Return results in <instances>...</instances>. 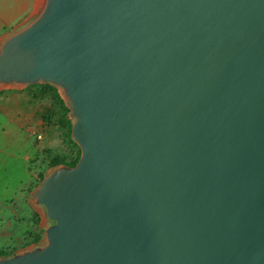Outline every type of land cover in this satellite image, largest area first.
Masks as SVG:
<instances>
[{
	"label": "water",
	"instance_id": "95a60500",
	"mask_svg": "<svg viewBox=\"0 0 264 264\" xmlns=\"http://www.w3.org/2000/svg\"><path fill=\"white\" fill-rule=\"evenodd\" d=\"M38 82L81 156L0 264H264V0H36L0 88Z\"/></svg>",
	"mask_w": 264,
	"mask_h": 264
},
{
	"label": "rangeland",
	"instance_id": "374dc122",
	"mask_svg": "<svg viewBox=\"0 0 264 264\" xmlns=\"http://www.w3.org/2000/svg\"><path fill=\"white\" fill-rule=\"evenodd\" d=\"M69 111V106L56 85L38 82L0 88V120H5L1 122L6 125L9 117L14 121L16 130L24 133L22 135L25 137H21V142L25 141L26 145L27 167L25 172L16 169L15 177L28 202L39 188L43 177L60 165L53 166V163H72L81 156V149L71 135L74 120L68 117ZM25 204V208L23 204H17L15 219L17 223L31 225V229L25 233V244L16 250L44 242V211L33 205L29 208L27 202ZM16 250L3 247L0 248V254L8 256Z\"/></svg>",
	"mask_w": 264,
	"mask_h": 264
},
{
	"label": "crops",
	"instance_id": "0c3cea01",
	"mask_svg": "<svg viewBox=\"0 0 264 264\" xmlns=\"http://www.w3.org/2000/svg\"><path fill=\"white\" fill-rule=\"evenodd\" d=\"M36 0H0V38L26 19L33 11ZM2 120V119H1ZM0 120V248L18 249L25 244V233L31 229L27 223H17L15 217L17 204L31 206L19 189L15 177L16 169L25 172L24 133L18 132L14 121L8 117L7 124ZM9 124L11 126H9ZM21 187V186H20ZM30 210V209H28ZM28 240V239H27ZM29 241V240H28Z\"/></svg>",
	"mask_w": 264,
	"mask_h": 264
},
{
	"label": "trees",
	"instance_id": "16d2710c",
	"mask_svg": "<svg viewBox=\"0 0 264 264\" xmlns=\"http://www.w3.org/2000/svg\"><path fill=\"white\" fill-rule=\"evenodd\" d=\"M77 161H78V158L75 160V161H73L72 163H64V164H66V165H69V166H74L76 163H77ZM63 162H58V163H53V166H55V165H57V164H62ZM2 254H0V256H1Z\"/></svg>",
	"mask_w": 264,
	"mask_h": 264
}]
</instances>
